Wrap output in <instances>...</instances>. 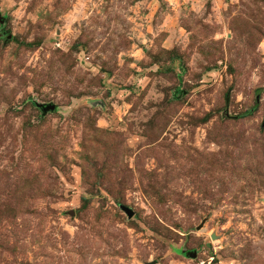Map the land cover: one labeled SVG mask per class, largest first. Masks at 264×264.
Here are the masks:
<instances>
[{
	"label": "rangeland",
	"instance_id": "374dc122",
	"mask_svg": "<svg viewBox=\"0 0 264 264\" xmlns=\"http://www.w3.org/2000/svg\"><path fill=\"white\" fill-rule=\"evenodd\" d=\"M0 18V264H264V0Z\"/></svg>",
	"mask_w": 264,
	"mask_h": 264
},
{
	"label": "water",
	"instance_id": "95a60500",
	"mask_svg": "<svg viewBox=\"0 0 264 264\" xmlns=\"http://www.w3.org/2000/svg\"><path fill=\"white\" fill-rule=\"evenodd\" d=\"M1 22L2 21H1V18H0V23ZM3 38H4V40L10 39L11 36L9 34H4ZM53 109H54L53 105H48L46 110H53ZM121 209L125 211V213L127 214V217H131L132 216L133 212L129 208L122 206Z\"/></svg>",
	"mask_w": 264,
	"mask_h": 264
},
{
	"label": "trees",
	"instance_id": "16d2710c",
	"mask_svg": "<svg viewBox=\"0 0 264 264\" xmlns=\"http://www.w3.org/2000/svg\"><path fill=\"white\" fill-rule=\"evenodd\" d=\"M4 35V34H3Z\"/></svg>",
	"mask_w": 264,
	"mask_h": 264
}]
</instances>
